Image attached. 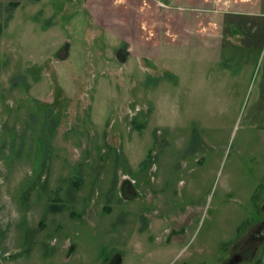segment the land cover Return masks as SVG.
Here are the masks:
<instances>
[{
	"label": "rangeland",
	"instance_id": "obj_1",
	"mask_svg": "<svg viewBox=\"0 0 264 264\" xmlns=\"http://www.w3.org/2000/svg\"><path fill=\"white\" fill-rule=\"evenodd\" d=\"M116 33L0 0V264H264V36L157 61L130 32L124 63Z\"/></svg>",
	"mask_w": 264,
	"mask_h": 264
},
{
	"label": "crops",
	"instance_id": "obj_2",
	"mask_svg": "<svg viewBox=\"0 0 264 264\" xmlns=\"http://www.w3.org/2000/svg\"><path fill=\"white\" fill-rule=\"evenodd\" d=\"M78 1L102 32H125L116 33L124 42L130 32H158L162 42L155 54L157 61L162 57L164 39L166 43L174 37L178 46L167 45L164 52L196 47L200 52L212 50L220 61L224 54L231 56L236 48L256 47L258 37L264 36V0ZM128 42L131 48L124 63L130 57L138 58L133 42L130 39Z\"/></svg>",
	"mask_w": 264,
	"mask_h": 264
},
{
	"label": "flooded vegetation",
	"instance_id": "obj_3",
	"mask_svg": "<svg viewBox=\"0 0 264 264\" xmlns=\"http://www.w3.org/2000/svg\"><path fill=\"white\" fill-rule=\"evenodd\" d=\"M124 43L125 42H123V44ZM263 231H264V226L261 228V231H260L261 235L263 234ZM242 260H243V257L240 253H237V252L233 253V254L229 253L227 256V260H224L223 264H238ZM111 261H110L111 264H119L120 263V256H116V257L111 258Z\"/></svg>",
	"mask_w": 264,
	"mask_h": 264
},
{
	"label": "water",
	"instance_id": "obj_4",
	"mask_svg": "<svg viewBox=\"0 0 264 264\" xmlns=\"http://www.w3.org/2000/svg\"><path fill=\"white\" fill-rule=\"evenodd\" d=\"M131 48V44L129 42H125L120 48L116 51V57L122 61L125 62L127 59V55L129 54Z\"/></svg>",
	"mask_w": 264,
	"mask_h": 264
},
{
	"label": "trees",
	"instance_id": "obj_5",
	"mask_svg": "<svg viewBox=\"0 0 264 264\" xmlns=\"http://www.w3.org/2000/svg\"><path fill=\"white\" fill-rule=\"evenodd\" d=\"M14 1H12V3H13Z\"/></svg>",
	"mask_w": 264,
	"mask_h": 264
}]
</instances>
